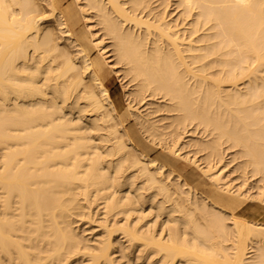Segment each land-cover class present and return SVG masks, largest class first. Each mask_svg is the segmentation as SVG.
<instances>
[{
    "label": "bare ground",
    "instance_id": "obj_1",
    "mask_svg": "<svg viewBox=\"0 0 264 264\" xmlns=\"http://www.w3.org/2000/svg\"><path fill=\"white\" fill-rule=\"evenodd\" d=\"M43 1L79 61L41 27L39 0H0V264H115L119 233L122 258L135 247L145 264H264V221L241 213L264 204V0H175L174 18L171 0ZM92 51L130 75L126 96L161 101L142 113L131 97L118 112ZM160 111L174 112L171 143L156 141L164 131L150 115ZM185 123L211 136L190 145L204 166L189 147L178 153ZM135 131L199 175L151 157ZM223 143L259 184L234 185L218 166ZM95 203L99 224L83 216ZM80 215L101 228L93 246L74 225ZM117 215L124 222L110 223Z\"/></svg>",
    "mask_w": 264,
    "mask_h": 264
},
{
    "label": "rangeland",
    "instance_id": "obj_2",
    "mask_svg": "<svg viewBox=\"0 0 264 264\" xmlns=\"http://www.w3.org/2000/svg\"><path fill=\"white\" fill-rule=\"evenodd\" d=\"M40 2H39V4L41 5L40 7L42 8V6H43V9H44V11H46V13L43 11V14H42V9H41V11L38 9V12H39V14H40V16L42 15V17L44 18V19H42V23H41V27H43V25L45 26V27H50V28H52L53 29V33H55L54 34V36L57 38L58 37V42H59V40H60V42H59V44H60V46L61 47H63L61 44H65V48L64 49H66V51H68L69 50V52L71 51V49L74 51V53L71 51L70 53H71V57H73L74 56V59H75V61L76 62H78L79 61V59L77 58V56L78 55H76V50L74 49L75 47H72L71 45H68L67 46V43H68V41L66 40V38L65 37H63V34H61L60 32H59V30H58V28H57V25H56V23H55V21H54V19L53 20H51L50 19V17L52 18V16H50L49 14H50V9H49V7L47 6V5H44V4H46L43 0H39ZM74 0H67V2H66V4L67 3H72ZM172 2V6H171V3H170V5H169V7H168V12L170 13V15H171V17H170V15H169V17L170 18H174V17H177L178 16V9H176L175 10V4H174V2H175V0H171ZM43 2V3H42ZM156 4V3H155ZM47 6V7H46ZM39 7V8H40ZM169 8H171V10L173 9V13L171 14V10H169ZM47 9H48V11H47ZM175 12V13H174ZM46 14L47 15H49L48 17H44V16H46ZM175 14H176V16H175ZM44 20V21H43ZM47 20V21H46ZM51 22V23H50ZM43 24V25H42ZM54 24V25H53ZM49 25V26H48ZM53 26V27H52ZM55 26H56V28H55ZM98 26H96V27H94L93 29H95V28H97ZM55 29V30H54ZM57 30H58V32H57ZM100 33V32H99ZM56 34H58V35H56ZM60 36V37H59ZM61 37H62V40H61ZM60 38V39H59ZM64 38V39H63ZM62 41V42H61ZM64 41H66V42H64ZM105 42H108V39H106L105 40ZM108 44V43H107ZM66 46H67V48H66ZM110 47L109 46H107V49H109ZM111 52V51H110ZM109 52V53H110ZM73 54V55H72ZM92 56H97V57H99L101 60H102V62H104V64H105V71H104V75H105V77H104V79H103V82H104V84H105V86L107 87V89H108V91H109V94H110V97H112L111 99H112V101H113V103H114V105L116 106V109H117V111L118 112H122L125 108H126V106H127V100L129 99V100H131L130 98L131 97H133V100H131V103L134 105V107L133 108H135V106L137 107L136 108V110L138 111V109H139V106H140V109L141 110H144L142 113H146L147 111L150 113L151 112V110H153L155 107H156V105H154V104H150V105H148V107H147V111H145V109H146V106H147V102L149 103V101L151 102L152 100H153V102H154V100L155 99H152L150 96V98H148V96L146 97V98H144V100H142V99H140L138 96V98L136 97V95H130L129 97H128V95H129V93L131 94V91H132V87H133V81H132V83H131V79H130V75H128L127 73L126 74H124L126 71H123L124 69H122V67L123 66H121V65H117V64H114V67L115 66H117V67H115L114 68V70L113 69H110L109 67H108V65H107V63H106V61L103 59V58H101V56H100V54L98 53V52H95V51H92ZM111 59H113L112 61L114 62V57L113 56H111V58H110V60ZM113 67V66H112ZM115 69H116V71H120V73L119 72H116L115 71ZM119 73V74H118ZM122 75H123V77L124 76H128V78H124V79H122L123 77H122ZM122 77V78H121ZM124 80V81H123ZM127 80V81H126ZM128 81H129V85H127L128 84ZM125 82V83H124ZM126 82H127V84H126ZM131 84V85H130ZM125 85V86H124ZM127 85V86H126ZM126 87H128V89H126ZM129 87H130V90H129ZM132 88V89H131ZM128 91H129V93H128ZM128 93V95L126 96V94ZM126 97H127V99H126ZM136 98V99H135ZM149 99V100H148ZM159 99H161V98H159ZM155 100V101H161V100ZM138 100V101H137ZM140 100H141V102H142V104H140ZM146 100V102H144ZM148 100V101H147ZM134 101V102H133ZM136 102H138V104L136 103ZM144 103V104H143ZM145 103H146V105H145ZM157 103V102H156ZM155 103V104H156ZM137 104V105H136ZM140 104V105H139ZM163 104V103H162ZM141 105H142V107H141ZM143 106H145V108L143 107ZM149 107H150V109H149ZM119 109V110H118ZM139 109V112L141 111ZM136 111V112H137ZM156 113H158V114H156L155 115V112H153L150 116L153 118V120L154 121H156V123L157 122H159L158 123V125H162V126H160V128H161V130L162 131H164V132H162V133H164L162 136H161V138H158V139H156V141H158L159 140V142H162V144H164V143H166V140H167V142L168 143H171V136L170 135H168V132L173 128L172 126H169V124L171 123V117H169L170 116V114L169 113H171V112H168V113H166V111H160V112H156ZM174 114V112H172L171 113V115H173ZM154 116H156L155 118H154ZM167 116V117H166ZM165 117V118H164ZM152 118H150L151 120H152ZM166 118H168V123H166L165 122V120L167 121V119ZM171 118V119H170ZM160 119V120H159ZM164 119V121H161V120H163ZM152 120V121H153ZM131 121V122H130ZM128 122V123H127ZM127 122H126V127H128L129 125H131L132 123H134L135 121H134V118H133V120H132V118H130V120H127ZM164 122V124H162ZM188 123H185V124H181L182 125V129H183V132L185 131L186 132V134L187 135H185L184 133V138H183V140H182V142H181V145L179 146V150H178V153H182V156L183 155H185L187 152H188V154H186V155H189V152H190V155L189 156H192V157H194V152H195V157L196 158H198L199 159V163H201L202 165L201 166H204V165H206V162H205V159H204V154L203 153H205L204 151H202L201 153L200 152H196L195 151V147L193 148V146H190L191 144H193V142L195 141V140H198V141H202V139H204V141H206V140H208V138L210 139V137L211 136H209V135H207V133H204V131L201 129V128H199V131H200V135L198 134V130H196V129H194L195 127L192 125V124H189V128L192 130H189V128H188V125H187ZM181 125H179L178 126V131L179 132H181L182 131V129L180 130V126ZM185 125V126H184ZM164 126H168V128L166 127L165 129H162ZM187 126V127H186ZM186 128L188 129L187 131H186ZM194 129V131L196 132V138H194V136H195V134H193L194 133V131H193V129ZM198 129V128H197ZM166 130H167V132H166ZM190 131L192 132V134L194 135H192V134H190ZM136 132V135H137V139H138V142L135 140V137H134V140H135V142L137 143V145L139 146V145H143V137H141L140 135H139V133L137 132V131H135ZM167 133V136H166V133ZM189 133V134H188ZM203 133V134H202ZM207 135V138H206V136L205 135ZM189 135H191V136H189ZM165 137V138H164ZM167 137H169V139L167 138ZM190 139H188V138ZM202 139H201V138ZM141 138H142V140H141ZM194 138V139H193ZM160 139H162V140H160ZM184 139H185V141H184ZM169 140V141H168ZM192 140H193V142H192ZM141 141H142V143H141ZM184 142V143H183ZM188 142V144H186ZM129 143V142H128ZM224 144L225 145H227L226 143H223L222 144V147H223V149L225 148V146H224ZM183 146H184V148H183ZM140 147V146H139ZM186 147V148H185ZM189 147V149L187 150V148ZM151 148H153L150 152H149V155L151 156V157H153V156H155L156 154H158V153H160V152H163L164 150L162 149V147L161 146H157V145H154V144H151ZM185 149L187 150V152L185 151ZM192 149V150H191ZM194 149V150H193ZM227 149V148H226ZM226 149H224L223 151H224V157H223V159L226 157V155H225V153L227 152H225V150ZM235 148H233V150H234ZM190 150V151H189ZM231 150H232V148H231ZM230 149H229V152H227L226 154H227V158H228V162L229 163H226L227 162V158H225V160H223L222 159V161H223V163L222 164H220V163H218V166L219 167H221V165H222V168L223 169H225V168H227L226 170H224V173H225V171H227L225 174L226 175H228L229 176V178L233 181V183H234V185H239L238 183H242V182H245L246 183V185H247V183H248V181L250 180V183H248V185H250L251 184V180H252V185H255L256 183V180H257V175L259 176V174H257V175H253L251 172H250V170H249V168H245V169H241L240 168V163H238V162H240L241 160H242V158L239 156V154H237L236 155V150H235V152L233 151V153H232V151H231ZM184 151H185V153H184ZM199 153V154H198ZM231 153V154H230ZM200 154H202V156H203V158H201L202 156L200 155ZM230 154V155H229ZM200 155V156H199ZM236 155V156H235ZM174 155L172 154V156H170V155H168L167 153H163L162 154V158L165 160V158H171L172 159V161L173 162H175V160L174 159H177V158H175V157H173ZM240 158V160H239V158ZM174 158V159H173ZM231 158V159H230ZM234 158H237V160L236 159H234ZM200 159H201V162H200ZM204 160V161H203ZM232 160H234V162L232 161ZM179 161V160H178ZM221 161V162H222ZM236 161V162H235ZM204 162H205V164H204ZM227 164V166H226V164ZM220 164V165H219ZM225 166H224V165ZM239 164V165H238ZM232 165H234V167L232 166ZM236 165V166H235ZM229 167H230V169L231 170H233L232 172L234 173V174H232V172H231V170H229ZM236 167L238 168V169H236ZM186 172H188L189 170H193V172H194V174L192 175V178L190 179V181H192L196 176H198L199 175V171H197V167H196V169H195V166L193 165V164H191V165H189V167L187 166L186 167ZM246 170V171H245ZM248 170V171H247ZM230 172H231V174H232V176L234 177L233 179H232V176H230ZM236 172H237V174H236ZM247 173V175H245ZM236 174V175H235ZM252 174V175H251ZM185 175V174H184ZM186 177H190V174H189V172L185 175ZM243 176H244V178H243ZM248 176H250V177H248ZM240 177V178H239ZM255 177V178H254ZM247 178V180H244V179H246ZM251 178V179H250ZM253 178V179H252ZM260 179V177L258 178V180ZM241 182H240V181ZM257 180V183L258 182H260V181H258ZM238 181V182H237ZM237 183V184H236ZM259 184V183H258ZM255 189L253 188V191H254ZM99 203H95V205L93 206H91V210L89 209V210H87L88 208H86V209H84V210H86L87 211V213H85L84 212V214H83V216H86L87 217V214H89L88 212H90L91 214H92V218H94V221H96L95 223H100V221H103V219H104V217H105V210H104V206H103V204L102 203H100V205H98ZM146 204V206L144 207L143 206V209L145 208V210H142V212H140V214H142V215H146V216H148L147 217V219H145L146 218V216L144 217V221H149V219H151V217H154V211L153 210H150L149 208H148V206L147 205H149V203H145ZM97 206H99V207H97ZM102 206H103V208H102ZM101 207V208H100ZM147 207V208H146ZM252 207V208H251ZM248 208H249V210H248ZM263 208V209H262ZM93 209V210H92ZM96 209H98V211H96ZM99 209H100V213H99ZM102 209V210H101ZM83 210V211H84ZM94 210H95V212H94ZM147 210H150L149 212L147 211ZM244 210V211H243ZM246 210H248V211H246ZM82 211V212H83ZM93 211V212H92ZM103 211V212H102ZM146 211V212H145ZM243 211V212H242ZM145 212V213H144ZM245 212V213H244ZM95 213L97 214L95 217H94V215H95ZM102 213V214H101ZM241 213H242V215L243 216H245V217H247V218H250V219H253V220H257V219H259L260 221H264V204L263 203H261L260 201H255V202H248V203H246L244 206H243V208H242V210H241ZM149 215H150V217H149ZM137 216V214H134V217H132L133 219L135 218ZM81 217V215L80 216H78V217H75L74 218V220H76V222H75V224L74 225H77L76 226V229L78 228V230L79 231H81L82 230V232H80L79 234H81L82 233V238H84V240H83V243H87V245H90V246H93V244H95V242L97 241V239H99L102 235L101 234H103L102 233V231H101V228L98 226V224H93V222L91 223V222H89V221H86L85 222V220H87L86 219V217L84 218V217H82V219L80 218ZM99 217V218H98ZM117 217V218H116ZM122 217V216H121ZM119 215H117V216H115V217H112V216H110L109 217V221H110V218H111V221H110V223H113L115 220H117L119 223H123L124 222V219L123 218H121ZM77 218V219H76ZM79 218V219H78ZM119 219V220H118ZM153 220L155 219V217L154 218H152ZM152 219L150 220V221H152ZM160 219H162V218H160ZM80 220V221H79ZM122 220V221H121ZM259 220H257V221H259ZM78 221V222H77ZM82 221H84L83 223H82ZM135 220H133V222H134ZM144 221H142V222H144ZM80 222V223H79ZM91 223V226L89 227V223ZM142 222H141V224H142ZM82 223V224H81ZM83 224H85L84 226H83ZM88 224V225H87ZM82 226V227H81ZM86 226H88L87 228H86ZM92 226H95L93 229H92ZM98 228V229H97ZM94 229H97V230H94ZM92 230V231H91ZM98 230H99V232H98ZM79 231H77V232H79ZM90 231V234L88 233ZM94 231V232H93ZM96 232V233H95ZM88 233V234H87ZM98 233H100L99 235H98ZM94 234V235H93ZM89 236V238H90V240H89V238H88V236ZM92 235H93V237L95 238V239H93V237H92ZM121 235V236H120ZM83 236H85V237H83ZM119 237V238H117V237ZM116 236H114L115 237V240L117 241L116 242V247L118 248H115V250H114V252L115 251H117V252H115V253H113V256L115 257V259H116V263L115 264H119V262H121L120 264H123V262L125 261V259H126V261H125V263L124 264H145V260L143 261V254H141V253H138V251L137 250H135V247H134V252H133V250L131 249V251H130V249H129V251L127 252V250H126V252L127 253H129V254H133L134 256H135V258H134V256L131 254V255H129L128 257L129 258H131V259H128L127 257L125 258H122L123 257V255H122V252L119 250V247L120 246H122V244H123V246H124V244H126L127 242H125L124 240H125V238L123 237V235L122 234H117ZM123 237V238H122ZM93 240H92V239ZM86 239V240H85ZM120 239V240H119ZM92 241H94L93 243H91ZM88 242H89V244H88ZM123 242V243H122ZM120 243H122L121 245H120ZM84 244V245H85ZM136 252V253H135ZM119 253H121V254H119ZM139 254V255H138ZM118 255H119V257H118ZM140 256V257H139ZM78 258H79V260H78ZM78 258H76V256H74V258H72L71 259V261L70 262H67V264H70L72 261V263L71 264H78V263H81V261L83 262L84 260L83 259H85L84 258V256L83 257H81V256H78ZM118 258H119V260H118ZM137 259V260H136ZM138 259H139V261H138ZM122 260V261H121ZM134 260V261H133ZM143 261V262H141V261ZM117 261H118V263H117ZM85 262V261H84Z\"/></svg>",
    "mask_w": 264,
    "mask_h": 264
},
{
    "label": "crops",
    "instance_id": "obj_3",
    "mask_svg": "<svg viewBox=\"0 0 264 264\" xmlns=\"http://www.w3.org/2000/svg\"><path fill=\"white\" fill-rule=\"evenodd\" d=\"M93 55V54H92ZM91 55V57H92V59H93V62H94V66H95V68L97 69V71L99 72V73H104V71H105V64H104V62H102V60L99 58V57H97L96 55L95 56H92ZM141 140H142V138H141ZM144 143H143V145H139L140 147H146V152H147V154H149V152L153 149V148H151V145H149L147 142H145V140L143 139L142 140ZM142 141H141V143H142ZM138 142V141H137ZM164 152H160V153H158V154H156L155 156H153V157H156L157 159H159L161 162H164V163H166L167 165H169V166H172V167H174V168H176V169H178L182 174L184 173V174H187L186 173V170H185V168H183L180 164H179V161H178V159H174L175 160V162H173L172 164H170V163H168V162H166L163 158H162V154H163Z\"/></svg>",
    "mask_w": 264,
    "mask_h": 264
}]
</instances>
